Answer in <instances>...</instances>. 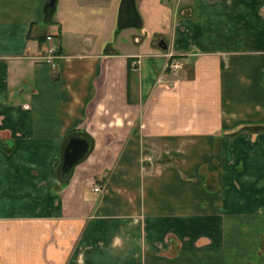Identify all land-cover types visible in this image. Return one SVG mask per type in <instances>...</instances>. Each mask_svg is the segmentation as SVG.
Segmentation results:
<instances>
[{"label":"crops","instance_id":"crops-1","mask_svg":"<svg viewBox=\"0 0 264 264\" xmlns=\"http://www.w3.org/2000/svg\"><path fill=\"white\" fill-rule=\"evenodd\" d=\"M122 1L0 0V264H264V0Z\"/></svg>","mask_w":264,"mask_h":264},{"label":"water","instance_id":"water-1","mask_svg":"<svg viewBox=\"0 0 264 264\" xmlns=\"http://www.w3.org/2000/svg\"><path fill=\"white\" fill-rule=\"evenodd\" d=\"M57 0H48L47 7H55ZM127 26H137L140 23L139 15L136 10L135 0H129L125 9ZM158 47L162 51L167 50V44L163 39L158 42ZM88 141L81 137L70 138L62 156L61 171L68 175L71 169L85 156L88 151Z\"/></svg>","mask_w":264,"mask_h":264},{"label":"built area","instance_id":"built-area-1","mask_svg":"<svg viewBox=\"0 0 264 264\" xmlns=\"http://www.w3.org/2000/svg\"><path fill=\"white\" fill-rule=\"evenodd\" d=\"M54 36L53 35H47L45 37L46 45L44 47V54H43V61L47 64H49L51 67L56 66V60L60 57L59 49L55 43H53ZM174 67L177 68L179 65L176 63L174 64ZM150 160V159H149ZM95 191L100 190L99 186H96L94 188Z\"/></svg>","mask_w":264,"mask_h":264},{"label":"rangeland","instance_id":"rangeland-1","mask_svg":"<svg viewBox=\"0 0 264 264\" xmlns=\"http://www.w3.org/2000/svg\"><path fill=\"white\" fill-rule=\"evenodd\" d=\"M127 32L129 33V37L127 39H129V44L131 45L133 44V41H136L137 39L141 40L142 44H145L146 39L153 41L158 39L156 31L150 29L144 30L142 28L129 27ZM145 32H147V34H145Z\"/></svg>","mask_w":264,"mask_h":264},{"label":"trees","instance_id":"trees-1","mask_svg":"<svg viewBox=\"0 0 264 264\" xmlns=\"http://www.w3.org/2000/svg\"><path fill=\"white\" fill-rule=\"evenodd\" d=\"M129 4V0H123L122 3H121V7H120V15H119V26L120 27H127V24H126V16H125V9H126V6ZM54 14V8L52 7H45V15H46V18L47 19H51L52 16ZM61 175L62 176H65L67 179L69 178L68 175H64L62 172H61Z\"/></svg>","mask_w":264,"mask_h":264}]
</instances>
